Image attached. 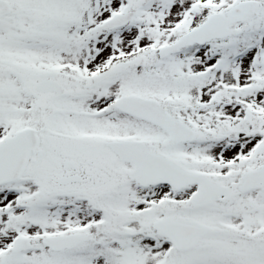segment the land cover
<instances>
[{"label":"snow or ice","instance_id":"obj_1","mask_svg":"<svg viewBox=\"0 0 264 264\" xmlns=\"http://www.w3.org/2000/svg\"><path fill=\"white\" fill-rule=\"evenodd\" d=\"M0 264H264V0H0Z\"/></svg>","mask_w":264,"mask_h":264}]
</instances>
